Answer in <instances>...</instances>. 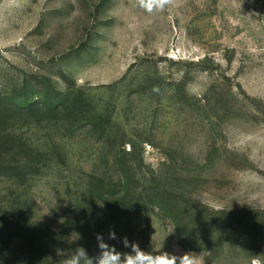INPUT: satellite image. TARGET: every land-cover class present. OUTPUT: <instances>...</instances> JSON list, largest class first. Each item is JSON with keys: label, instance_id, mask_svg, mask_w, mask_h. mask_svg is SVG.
Segmentation results:
<instances>
[{"label": "rangeland", "instance_id": "374dc122", "mask_svg": "<svg viewBox=\"0 0 264 264\" xmlns=\"http://www.w3.org/2000/svg\"><path fill=\"white\" fill-rule=\"evenodd\" d=\"M0 150V264L264 260V0H0Z\"/></svg>", "mask_w": 264, "mask_h": 264}, {"label": "clouds", "instance_id": "9594fccd", "mask_svg": "<svg viewBox=\"0 0 264 264\" xmlns=\"http://www.w3.org/2000/svg\"><path fill=\"white\" fill-rule=\"evenodd\" d=\"M179 5V0H135V6L144 10L149 15L164 13ZM109 240H116L114 230L108 233ZM98 253L89 256L87 249L77 247L70 256L63 260V264H200L199 256L193 252L177 255L169 252L146 251L137 242L129 241L125 236L120 240L126 252L117 250L115 245H110L102 234L96 235ZM251 264H264L259 256H254Z\"/></svg>", "mask_w": 264, "mask_h": 264}, {"label": "trees", "instance_id": "16d2710c", "mask_svg": "<svg viewBox=\"0 0 264 264\" xmlns=\"http://www.w3.org/2000/svg\"><path fill=\"white\" fill-rule=\"evenodd\" d=\"M0 155H3L1 150H0ZM3 159H6L5 156L3 157ZM1 169H2L3 172H7V171H10V170H13L14 167L11 166V165H2Z\"/></svg>", "mask_w": 264, "mask_h": 264}]
</instances>
